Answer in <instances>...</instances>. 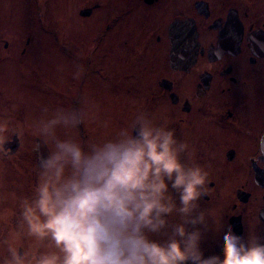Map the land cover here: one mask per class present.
<instances>
[{
  "label": "flooded vegetation",
  "instance_id": "flooded-vegetation-1",
  "mask_svg": "<svg viewBox=\"0 0 264 264\" xmlns=\"http://www.w3.org/2000/svg\"><path fill=\"white\" fill-rule=\"evenodd\" d=\"M70 2L72 14L81 5L85 31L96 32L81 61L77 106L84 105L87 81L93 84L87 86V100L101 103L108 82L109 92L144 101L140 112L158 123L167 119L177 136L189 142L210 174L208 193L199 202L211 221L199 245L202 256L221 255L216 236L222 227L245 240L264 238V0ZM9 4L0 0L6 6L0 8V126L8 136L0 164L13 157L21 169L24 162L17 155L25 137L24 96L21 103L20 89L10 92L8 85L15 87L25 78L27 54L35 53L39 33L34 30L25 39L22 30L12 28ZM174 22L181 25L173 30ZM95 78L101 86H94ZM48 150L42 145L40 154ZM34 154L31 187L39 164ZM3 230L7 234L11 227Z\"/></svg>",
  "mask_w": 264,
  "mask_h": 264
},
{
  "label": "clouds",
  "instance_id": "clouds-1",
  "mask_svg": "<svg viewBox=\"0 0 264 264\" xmlns=\"http://www.w3.org/2000/svg\"><path fill=\"white\" fill-rule=\"evenodd\" d=\"M83 122L63 109L40 121L36 180L18 198L16 228L0 238V264H264V238L245 240L229 227L216 236L221 255H201L211 221L199 202L210 174L167 119L139 112L86 145L56 134ZM5 131L0 126L6 155Z\"/></svg>",
  "mask_w": 264,
  "mask_h": 264
},
{
  "label": "rangeland",
  "instance_id": "rangeland-1",
  "mask_svg": "<svg viewBox=\"0 0 264 264\" xmlns=\"http://www.w3.org/2000/svg\"><path fill=\"white\" fill-rule=\"evenodd\" d=\"M18 1L10 0L9 7L13 14L11 27L15 25L16 29L22 30L25 39L34 30L39 34L34 37L37 46L35 53L27 54L25 78L17 87L8 85L10 92L20 89L21 103L24 96L25 137L24 145L17 155L24 164L21 169H17L13 157L0 164L1 178L4 180L3 193L0 194V238L5 234L4 227L9 226L11 230L16 228L18 198L32 191L28 175L32 172L35 159L33 145L42 119L50 117L56 109L78 111L83 114L84 122L76 128L58 127L56 134L60 139L71 137L86 145L110 138L119 128L129 125L145 104L144 101L109 92L112 86L108 82L103 103L91 96L87 100V86L93 85L87 81L83 87L84 105L78 107L84 71L81 61L85 58L88 40L96 39V32L91 31L90 35L85 31L84 20L78 14L81 5H76L72 14L70 0ZM0 8L5 10L6 6L0 5ZM95 80L99 84L94 86H101L102 82L97 78ZM50 81L54 88L50 87ZM51 109L52 114L49 115ZM20 170L23 172L21 176Z\"/></svg>",
  "mask_w": 264,
  "mask_h": 264
},
{
  "label": "water",
  "instance_id": "water-1",
  "mask_svg": "<svg viewBox=\"0 0 264 264\" xmlns=\"http://www.w3.org/2000/svg\"><path fill=\"white\" fill-rule=\"evenodd\" d=\"M178 26H179V25H178L177 23H176V24H173V26H172V27H173V30H174V29H177Z\"/></svg>",
  "mask_w": 264,
  "mask_h": 264
}]
</instances>
